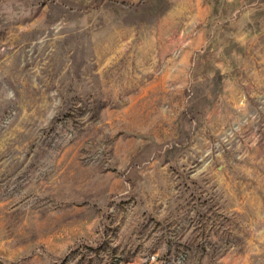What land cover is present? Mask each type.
Segmentation results:
<instances>
[{
	"label": "rangeland",
	"instance_id": "1",
	"mask_svg": "<svg viewBox=\"0 0 264 264\" xmlns=\"http://www.w3.org/2000/svg\"><path fill=\"white\" fill-rule=\"evenodd\" d=\"M0 0V264H264V0Z\"/></svg>",
	"mask_w": 264,
	"mask_h": 264
},
{
	"label": "crops",
	"instance_id": "2",
	"mask_svg": "<svg viewBox=\"0 0 264 264\" xmlns=\"http://www.w3.org/2000/svg\"><path fill=\"white\" fill-rule=\"evenodd\" d=\"M190 12L201 9V7H208L204 4V0H181ZM200 11V10H199Z\"/></svg>",
	"mask_w": 264,
	"mask_h": 264
}]
</instances>
